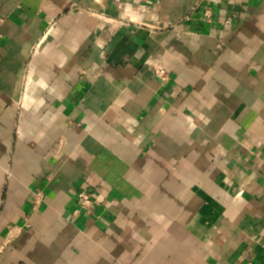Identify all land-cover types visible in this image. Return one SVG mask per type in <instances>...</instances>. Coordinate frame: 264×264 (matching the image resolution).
<instances>
[{
	"label": "crops",
	"instance_id": "obj_1",
	"mask_svg": "<svg viewBox=\"0 0 264 264\" xmlns=\"http://www.w3.org/2000/svg\"><path fill=\"white\" fill-rule=\"evenodd\" d=\"M0 264H264V0H0Z\"/></svg>",
	"mask_w": 264,
	"mask_h": 264
},
{
	"label": "built area",
	"instance_id": "obj_2",
	"mask_svg": "<svg viewBox=\"0 0 264 264\" xmlns=\"http://www.w3.org/2000/svg\"><path fill=\"white\" fill-rule=\"evenodd\" d=\"M152 71L156 78L160 80V82L164 85H167L171 82V74L165 69V67L161 64L152 65ZM78 205L81 210H84L88 215L93 214L95 207V196L93 193L81 190L77 194ZM42 201L41 193H37L33 200V210L37 211L40 207Z\"/></svg>",
	"mask_w": 264,
	"mask_h": 264
}]
</instances>
